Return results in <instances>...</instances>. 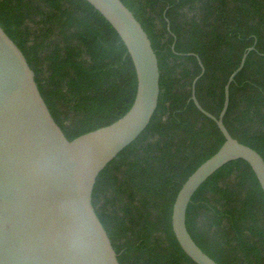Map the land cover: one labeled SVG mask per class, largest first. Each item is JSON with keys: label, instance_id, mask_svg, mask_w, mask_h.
Masks as SVG:
<instances>
[{"label": "trees", "instance_id": "1", "mask_svg": "<svg viewBox=\"0 0 264 264\" xmlns=\"http://www.w3.org/2000/svg\"><path fill=\"white\" fill-rule=\"evenodd\" d=\"M147 31L160 67L148 127L97 178L93 203L121 264H197L172 226L188 177L229 132L264 157V0H122ZM0 24L35 71L55 120L72 140L132 106L137 75L120 35L86 0H0ZM253 47L252 50H249ZM202 64H201V62ZM187 228L220 264H264V190L244 159L196 191Z\"/></svg>", "mask_w": 264, "mask_h": 264}, {"label": "water", "instance_id": "2", "mask_svg": "<svg viewBox=\"0 0 264 264\" xmlns=\"http://www.w3.org/2000/svg\"><path fill=\"white\" fill-rule=\"evenodd\" d=\"M125 43L137 75L130 109L113 123L70 140L55 120L22 49L0 24V264H121L93 203L100 173L148 127L160 96V67L152 41L122 0H86ZM250 47L249 50H252ZM219 117L225 141L185 181L173 205L172 226L182 249L197 264H220L193 239L187 210L200 186L218 169L246 160L264 190V157L227 129L224 116L230 85Z\"/></svg>", "mask_w": 264, "mask_h": 264}]
</instances>
